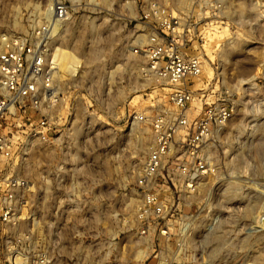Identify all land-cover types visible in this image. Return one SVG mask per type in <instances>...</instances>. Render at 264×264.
<instances>
[{"label":"built area","instance_id":"1","mask_svg":"<svg viewBox=\"0 0 264 264\" xmlns=\"http://www.w3.org/2000/svg\"><path fill=\"white\" fill-rule=\"evenodd\" d=\"M133 1L140 2L141 9L134 19L140 28L132 46L142 59L139 74L167 90L163 103L133 115L150 131L136 179L141 190L136 231L142 239H156L150 251L156 264H174L170 258L210 257L212 251L190 244L188 224L168 215L174 211L172 193L193 191L207 174V149L234 113L228 88L208 97L200 81L203 59L187 46V35L203 39L206 28L201 21L219 16L224 0H189L186 10L175 0ZM50 5L47 19L22 36L4 39L0 50V264H96L94 259L109 258L115 245L113 239L107 241V252L98 257L94 153L82 164L71 150L83 141L77 135L92 128L86 117L94 111V78L87 62L93 38L85 42L79 36L83 44L68 45L78 57L71 74L61 69L57 57L68 25L74 26L79 15L93 22L94 10L83 14L81 4L74 8L69 0H50ZM86 43L88 52L81 47ZM82 104L85 116L80 118ZM38 143L50 157L43 165L41 184L33 185L16 167L28 145ZM37 199L41 216L34 211Z\"/></svg>","mask_w":264,"mask_h":264},{"label":"rangeland","instance_id":"2","mask_svg":"<svg viewBox=\"0 0 264 264\" xmlns=\"http://www.w3.org/2000/svg\"><path fill=\"white\" fill-rule=\"evenodd\" d=\"M48 1L0 0V38L9 41L43 22V17H37V7L42 11ZM88 1L80 0L81 13L94 10V21L79 15L74 26L68 25L62 42L78 48L79 36L85 42L90 37L94 41L87 58L94 78V111L86 117L92 128L78 134L83 141L71 148L82 164L87 154L94 153V245L98 257L107 252V241L115 242L109 258L94 262L156 264L150 251L157 241L140 238L135 221L141 201L136 179L143 160L134 157V145L141 134L147 147L150 131L137 121L131 128L129 116L163 103L167 90L138 71L142 59L132 46L140 28L134 20L140 2L95 0L92 6ZM190 5L187 0L184 7L176 6L186 10ZM222 5L219 16L201 21L206 28L203 39L187 35V46L203 59L200 81L208 97L228 88L234 113L207 149V174L193 191L172 193L174 211L168 215L188 224L195 249L214 254L167 259L174 264H193V260L194 264L202 260L209 264H264V0H224ZM81 47L88 52L90 46ZM192 106L199 110L197 99ZM77 116H85L84 104ZM87 132L90 142L85 141ZM49 157L44 145H28L16 170L33 185H40ZM36 202L34 211L41 216V200Z\"/></svg>","mask_w":264,"mask_h":264},{"label":"bare ground","instance_id":"3","mask_svg":"<svg viewBox=\"0 0 264 264\" xmlns=\"http://www.w3.org/2000/svg\"><path fill=\"white\" fill-rule=\"evenodd\" d=\"M70 1H71L72 5L74 6V8H76L77 5L80 4L79 3L80 0H70ZM94 1L95 0H89L88 3H87V5L94 6L95 5L94 4ZM186 2H187V0H175V3H176L177 6H183V5L186 4ZM44 7H43V10L42 11L39 9V7H37V17H39V18L40 17H43V19H47L48 16H49V14H50V10H51L50 2L48 1L47 5H45ZM4 39L3 38H0V48H2L3 45H4V43H5ZM78 41H79V39H78ZM134 42L135 41H133V43ZM81 44H83V42H81ZM57 57H58V59L60 61V67H61V69L65 73L71 74L73 72V69L75 68V65L77 63V58L78 57L73 52H71L70 50H68V45H66V42H65V45H63V48H60L58 50ZM91 60H94V57L93 56H92ZM135 125H136V120H134V118H133V120L131 122V128H134ZM145 142H146V137H144L143 135L139 134L137 136L136 143L134 145V147H135V149H134V155L135 156L134 157L137 160H141V161L143 160L142 159L143 158L142 153L147 149V147L145 146Z\"/></svg>","mask_w":264,"mask_h":264}]
</instances>
